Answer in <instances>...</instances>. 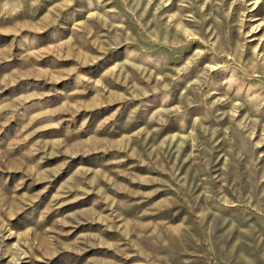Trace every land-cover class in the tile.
Wrapping results in <instances>:
<instances>
[{"label":"rangeland","instance_id":"1","mask_svg":"<svg viewBox=\"0 0 264 264\" xmlns=\"http://www.w3.org/2000/svg\"><path fill=\"white\" fill-rule=\"evenodd\" d=\"M0 264H264V0H0Z\"/></svg>","mask_w":264,"mask_h":264}]
</instances>
